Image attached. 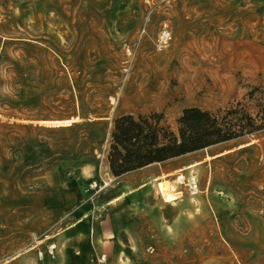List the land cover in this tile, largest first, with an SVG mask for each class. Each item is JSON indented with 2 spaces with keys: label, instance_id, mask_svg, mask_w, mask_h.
<instances>
[{
  "label": "rangeland",
  "instance_id": "rangeland-1",
  "mask_svg": "<svg viewBox=\"0 0 264 264\" xmlns=\"http://www.w3.org/2000/svg\"><path fill=\"white\" fill-rule=\"evenodd\" d=\"M260 86L264 0H0V264H264V131L123 176L108 161L119 115H256ZM72 117L96 124L50 122Z\"/></svg>",
  "mask_w": 264,
  "mask_h": 264
},
{
  "label": "trees",
  "instance_id": "trees-1",
  "mask_svg": "<svg viewBox=\"0 0 264 264\" xmlns=\"http://www.w3.org/2000/svg\"><path fill=\"white\" fill-rule=\"evenodd\" d=\"M251 93L259 95L256 115L242 102L215 112L191 106L183 110L177 131L158 113L115 117L108 154L112 173L123 176L150 164L163 163L212 145L259 134L264 131V86L255 88ZM95 124L75 122L72 126L82 129ZM13 125L17 123L0 122L3 127ZM96 149V146L91 147L92 155Z\"/></svg>",
  "mask_w": 264,
  "mask_h": 264
},
{
  "label": "bare ground",
  "instance_id": "bare-ground-1",
  "mask_svg": "<svg viewBox=\"0 0 264 264\" xmlns=\"http://www.w3.org/2000/svg\"><path fill=\"white\" fill-rule=\"evenodd\" d=\"M80 118L79 117H72L68 119H57V120H52L50 122H53L54 125L56 126H69L70 124H73L74 122L78 121ZM223 154V153H221ZM210 157V156H209ZM195 166V164L189 165V167ZM177 182L179 184H185L186 186H190L192 191V194H198L200 192V188L198 185L197 178L194 174H191L189 178L187 179L184 174H180L177 177ZM149 184H156V186L159 189V192H161L162 196L166 199V201H175L178 199V194L180 192H174V186L172 184L167 183L166 181H162L160 178H155Z\"/></svg>",
  "mask_w": 264,
  "mask_h": 264
},
{
  "label": "built area",
  "instance_id": "built-area-1",
  "mask_svg": "<svg viewBox=\"0 0 264 264\" xmlns=\"http://www.w3.org/2000/svg\"><path fill=\"white\" fill-rule=\"evenodd\" d=\"M169 38H170V31L168 29H164L162 31V33H161V36H160L161 41L162 42H167ZM114 181H115L114 179L113 180H110V181L104 180L101 183L95 181V182H93V183L90 184V189L92 191L99 192V191L107 188L108 186L112 185V183ZM104 260H105V258H104Z\"/></svg>",
  "mask_w": 264,
  "mask_h": 264
},
{
  "label": "crops",
  "instance_id": "crops-1",
  "mask_svg": "<svg viewBox=\"0 0 264 264\" xmlns=\"http://www.w3.org/2000/svg\"><path fill=\"white\" fill-rule=\"evenodd\" d=\"M225 143V142H224ZM221 144V143H220ZM164 163V162H163ZM156 164V163H155ZM155 164H150V165H148V166H145V167H143V168H140V169H137V170H135V171H142V170H144V171H146V169L148 168V167H150V166H153V165H155ZM158 164H160V163H158ZM110 168V167H109ZM135 171H133V172H135ZM148 171V170H147Z\"/></svg>",
  "mask_w": 264,
  "mask_h": 264
},
{
  "label": "water",
  "instance_id": "water-1",
  "mask_svg": "<svg viewBox=\"0 0 264 264\" xmlns=\"http://www.w3.org/2000/svg\"><path fill=\"white\" fill-rule=\"evenodd\" d=\"M75 123V122H74ZM70 125H72V124H70ZM65 126V125H64Z\"/></svg>",
  "mask_w": 264,
  "mask_h": 264
}]
</instances>
